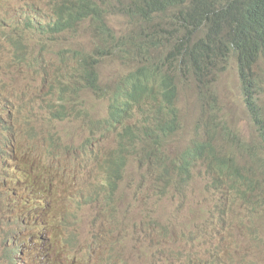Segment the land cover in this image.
Returning <instances> with one entry per match:
<instances>
[{
  "label": "rangeland",
  "instance_id": "obj_1",
  "mask_svg": "<svg viewBox=\"0 0 264 264\" xmlns=\"http://www.w3.org/2000/svg\"><path fill=\"white\" fill-rule=\"evenodd\" d=\"M50 1L0 0V117L10 125H17L16 119L22 116L29 120L32 127L28 128L32 132L36 125L34 120L40 116V125L53 131L56 145L59 140L68 148L73 143L85 147L93 144V149L99 152L97 158L101 159L81 171L77 164H57L51 191L41 192L20 176L29 171L30 160L35 161L34 155L43 151L35 150L37 140L29 146L30 141L17 127L11 136L16 138L19 135L21 139L17 150L24 166L17 165L15 161L13 166L3 163L0 158V221H6L14 211L12 206L15 203L29 201L30 210L21 216L23 220H33L37 226L34 223L20 225V233L27 237V241L28 236L37 235L47 223L65 220L71 225L69 241L76 247L89 243L96 234L98 241L105 240L111 244L114 255L124 264H264V144L238 99L234 69L223 76L218 90L229 126L236 134L233 137L220 134L214 144L218 146L220 157L231 156L238 161L242 166L240 170L251 180L250 186L228 185L225 176L207 166V161L202 159L196 160L189 173L180 177L179 164L183 154L196 144L209 141L207 133L211 129L207 126L195 90L188 87L181 90L179 101L181 129L171 137L159 161H149L143 151L144 144L131 154L113 197V216L106 219L102 214L100 197L104 179L99 178L107 173L100 169L114 168L110 163L114 156L110 150H116L118 145L116 133L108 132L103 125L108 117V101L88 83L79 81L84 76L74 75L69 62L63 58L75 49L92 52L99 60L96 62L99 84L108 88L115 87L132 70L135 62L124 61L125 54L99 57L95 51L97 41H93L95 30L91 26L88 28L89 21L74 31L57 35L46 33L39 23L52 20L53 5H49ZM94 1L104 9L106 22L115 36L123 40H133L147 30L160 31L156 27L157 22L165 28L166 24H172L169 14L151 19L132 14L128 9L132 0ZM30 8L32 11L28 10ZM37 8L38 12H35ZM31 59L37 61L29 67ZM71 59L75 60L72 53ZM64 72L68 82L59 80ZM66 94L71 96H63ZM55 95L72 102L71 108L80 110L83 117H70L73 111L69 110L70 118L58 120L48 118L53 116L49 109L40 114L41 107L55 102ZM261 99L264 105V94ZM8 110L11 113L8 114ZM133 123L134 120H129L124 124L132 126ZM137 125L141 127L140 120H137ZM197 131H200L199 138ZM39 145L46 143L40 142ZM56 148L61 149V143ZM57 149L60 161L64 154L60 155ZM47 150L52 156V166L57 159L55 148ZM76 160L77 157L71 154V161L79 162ZM38 165L29 171L32 183L50 184L52 171ZM71 175L74 176L72 180L69 179ZM14 212L17 214V210ZM141 223L143 226L132 229ZM6 252L7 249L0 244V264H14ZM106 255L102 251L97 258ZM35 258L36 255L31 253L26 261V253L19 262L39 263ZM59 260L66 264L61 257Z\"/></svg>",
  "mask_w": 264,
  "mask_h": 264
},
{
  "label": "trees",
  "instance_id": "obj_2",
  "mask_svg": "<svg viewBox=\"0 0 264 264\" xmlns=\"http://www.w3.org/2000/svg\"><path fill=\"white\" fill-rule=\"evenodd\" d=\"M49 5H53L52 20L39 23L46 33L57 35L74 31L89 21L88 28L92 25L97 33L93 35V41H97L95 51L99 57L125 54L124 61L136 62L135 68L124 75L115 87L103 89L98 86L101 81L96 72V62L99 60L92 52L85 53L75 49L63 58L65 62L75 63L71 65L74 75L80 78L84 76L79 81L92 84L109 101L108 117L103 125L108 132L116 133L118 145L116 150H110L114 155L110 161L114 168L100 169L107 173L99 178L104 179L102 214L106 219L113 216L112 202L118 182L128 157L136 152L138 142H146L145 149L149 157H155L163 154L169 138L180 129L182 119L179 99L182 86L195 89L207 126L211 127L208 131L209 141L201 143L204 145L200 147L198 146L201 144H196L183 154L180 165L183 172L186 171L190 158L193 161L188 165L195 166L196 160L205 159L203 152L207 150L218 157L217 164L222 167L221 171L228 174L229 170L238 169V161L231 156L220 157L214 144L220 134L231 137L236 134L226 119L218 91L222 77L232 69L237 77L238 99L264 143V105L261 99L264 94V0H132V6L128 7L132 14L147 19L169 14L172 23L166 24L165 28L157 22L156 27L164 28L163 31L147 30L133 40L115 36L106 22L104 9L94 0H51ZM71 53L75 60L71 59ZM73 105L64 100L65 110L59 108L56 113V108L47 104V107L40 108L39 111L42 112L39 113L44 114L49 109L53 113V116L48 117L51 120H54L53 117L55 120L65 119L62 113L68 110L73 111L70 117H83L80 110L71 108ZM7 113L11 111L8 110ZM129 120H134L133 125L125 126L124 123ZM137 120H140L141 127L137 125ZM34 123L36 125L31 132L28 127L32 126L26 118L19 119L17 125H10L0 117V158L3 163L8 162L13 166L15 161L17 165L24 166L17 150L21 139L18 138L19 135L16 138L11 136L17 127L21 134H28L29 146L37 140L35 150L43 151L38 155V161L30 160L29 171L41 164L52 171V182L32 183L30 172L26 171L20 178L33 188L50 192L57 168L63 162L77 164L81 171L88 164L101 159L97 158L99 152L93 149V144L85 147L73 143L68 148L59 140L61 149H57L59 143L55 144L53 131L40 125V116L35 118ZM40 142H45L46 145L41 146ZM48 148H55L56 166H51L52 156ZM56 149L60 155L64 154L60 161ZM5 152L9 153L8 159ZM196 153L200 154L194 155ZM71 154L79 162H72ZM117 154L120 157L117 158ZM73 178V175L69 176L70 180ZM237 185L250 186V183L246 179ZM30 208L29 201H19L12 206L17 214L13 211L6 221H0V244L7 249L6 255H9L12 263L24 264L19 262L20 259L23 260L26 253L28 259V255L33 253L36 255L35 259H39L38 264H62L59 257L66 264H124L122 259L114 255L111 244L105 240L98 241L96 234H93L89 243L76 247L69 241L71 225L65 220L47 223L37 235L28 236L27 241V237L20 233V225L34 223L33 220H23L21 216ZM51 208L49 215L52 218ZM128 225L131 227L129 223ZM34 226L37 224L34 223ZM141 226L142 223L136 224L132 229L136 230ZM102 251L107 255L98 259L97 255Z\"/></svg>",
  "mask_w": 264,
  "mask_h": 264
},
{
  "label": "bare ground",
  "instance_id": "obj_3",
  "mask_svg": "<svg viewBox=\"0 0 264 264\" xmlns=\"http://www.w3.org/2000/svg\"><path fill=\"white\" fill-rule=\"evenodd\" d=\"M25 6V5H24ZM25 8V7H24ZM39 8V7H38ZM38 8H37V11H35V12H38ZM25 9H27V7L25 8ZM28 10H31V8L30 9H28ZM27 11V10H26ZM32 11V10H31ZM30 11V12H31ZM34 11V10H33ZM26 13V12H25ZM24 13V14H25ZM38 14V13H37ZM28 15V14H27ZM31 15V14H30ZM105 15H106V13H105ZM25 16V15H24ZM23 16V18H25ZM34 16V15H33ZM36 16V15H35ZM37 16H39V15H37ZM36 16V17H37ZM28 17V16H27ZM31 17V16H30ZM42 17V16H41ZM33 19H35L34 17H32ZM40 19V18H39ZM43 19V18H42ZM27 20V19H26ZM41 20V19H40ZM24 23H25V21H23ZM35 22V21H34ZM91 27L93 28V26L91 25ZM91 27H90V29H91ZM94 29V28H93ZM164 28H160V31H162ZM95 30V29H94ZM145 31H143L142 32V34L144 33ZM95 34H97L96 33V31H95V33H94V35ZM141 34V35H142ZM33 35V34H32ZM31 35V36H32ZM33 37V36H32ZM35 38V37H34ZM34 38H32V39H34ZM31 39V41H35V40H32ZM28 42H30V41H28ZM33 43V42H32ZM31 61H32V63H30V65H29V67L30 66H32V65H35L34 63H33V61H37V59H31ZM222 62V61H221ZM229 64H231V63H229ZM228 64V65H229ZM227 65V64H226ZM232 65V64H231ZM84 70H85V68H84ZM59 80L60 81H62V82H68L69 80H68V77H67V75H65V72H64V76H62V77H60L59 78ZM264 82V81H263ZM263 82H261V83H263ZM260 83V84H261ZM89 84V83H88ZM89 86H91V87H93L92 86V84H89ZM98 86L100 87V88H103L104 89V87H102L99 83H98ZM261 86V85H260ZM95 92H97L98 94H100V92L99 91H97V90H95ZM101 95V94H100ZM63 96H71V94H66V95H63ZM63 102H64V99H63V97H60V98H58L56 95H55V102H50V103H47V104H49V105H51L52 107H54V108H56L57 109V107L55 106V105H57V106H59L60 108H62V109H64V106H63ZM65 110V109H64ZM63 115L65 116V118H70L69 116H70V113H63ZM24 117H22V116H20V117H18L17 118V120L19 121V119H23ZM85 124V123H84ZM98 125H99V123H97V129L98 130H100L99 128H98ZM198 132H200V131H197V134H198ZM202 132H204L203 130H202ZM201 132V133H202ZM200 133V134H201ZM21 135H24V134H21ZM207 135H208V133H207ZM27 139H28V141H30V138H28L27 137V134H25L24 135ZM203 136H205V134H203ZM200 137H202V135H200ZM198 138H199V134H198ZM203 146V145H202ZM218 147V146H217ZM216 147V148H217ZM214 148V147H213ZM222 149V148H221ZM227 149V148H226ZM218 150V149H217ZM233 153V152H232ZM5 154H6V158L8 159V155H9V153L8 152H5ZM51 154H53V151H51ZM197 154H200V153H196V154H194V155H197ZM193 155V156H194ZM203 156L205 157V159H202V161L204 162V161H207V166H210L212 169H214L215 171H217V172H219L220 174H222L223 176H225V178H226V183L228 184V185H231V186H233V187H236V184H238V183H242L243 182V180H249L248 178H246L245 177V175L243 174V172H242V170H240L241 169V165L239 166L238 165V169H236V170H229V173L227 174L225 171H221V168L222 167H220V166H218V164H217V161H218V157L213 153V152H210V151H204L203 152ZM210 159V160H209ZM193 160H192V158H190V160H189V162H188V164L190 163V162H192ZM187 164V169H186V171L185 172H183L182 170H180V177H182V174H184V173H189V170H191L192 169V167H193V165H188ZM85 176V175H84ZM264 176V175H263ZM83 177V176H82ZM184 179H186V178H182V180H184ZM178 178H176V180H175V182H177L178 183ZM264 181V180H263ZM262 183V182H261ZM261 185V184H260ZM262 187V186H261ZM163 189V188H162ZM101 199H102V201L104 202V197H103V194H101ZM199 258V257H198ZM207 259V258H206ZM198 260V259H197ZM264 261V260H263ZM202 263V262H201Z\"/></svg>",
  "mask_w": 264,
  "mask_h": 264
},
{
  "label": "clouds",
  "instance_id": "obj_4",
  "mask_svg": "<svg viewBox=\"0 0 264 264\" xmlns=\"http://www.w3.org/2000/svg\"><path fill=\"white\" fill-rule=\"evenodd\" d=\"M80 51H82V50H80ZM83 52H85V51H83ZM85 53H87V52H85ZM88 53H90V52H88ZM75 63L72 61V62H69V64H68V66L71 68V65H74ZM135 66H136V62H135V65L133 66V68H132V70L135 68ZM131 71V70H130ZM129 71V72H130ZM128 72V73H129ZM228 74V73H227ZM226 75V74H225ZM223 78V77H222ZM188 87H191V86H188ZM187 86L185 87V86H182V88H181V90L182 89H184V88H188ZM191 88H193V87H191ZM104 89H112V88H108V87H104ZM194 89V88H193ZM195 90V89H194ZM219 91V90H218ZM219 94H220V92H219ZM263 95V94H262ZM180 96H181V94H180ZM102 98H104V99H106L107 101H108V98L107 97H102ZM179 101H180V99H179ZM240 101V100H239ZM241 102V101H240ZM108 104H109V101H108ZM243 105V104H242ZM244 107V106H243ZM107 108H108V105H107ZM245 108V107H244ZM27 109L28 110H30V107H27ZM181 109V108H180ZM181 119H182V112H181ZM226 119H227V116H226ZM250 119V118H249ZM228 120V119H227ZM61 121H63V120H61ZM181 124H182V120H181ZM180 129H181V127H180ZM179 129V130H180ZM256 129V128H255ZM178 130V131H179ZM177 131V132H178ZM257 132V131H256ZM257 135H258V133H257ZM172 137V136H171ZM171 137L169 138V140H168V142L165 144V147H166V145L169 143V141H170V139H171ZM258 137L261 139V141H262V138L258 135ZM142 144H144L145 146H144V149H143V151H145L146 152V154H147V157L149 158V161L150 162H152V161H154V159L156 160V161H159V156L160 155H158V156H155V157H149V153H148V151L145 149L146 148V146H147V143L146 142H144V141H140V142H138V144H137V147L138 148H140L141 147V145ZM264 144V143H263ZM165 147H164V151H165ZM138 148L136 149V152H137V150H138ZM164 153V152H163ZM38 155L39 154H36V155H34V158H35V161H38ZM128 159H129V157H128ZM127 162V161H126ZM168 163V162H167ZM182 164V163H181ZM181 164H179V167H180V165ZM155 167H157V168H159V165H155ZM181 170V169H180ZM249 179V183L251 184V180H250V178H248ZM243 186V185H242ZM26 261H28V259L26 260ZM24 264H25V262H24ZM38 264V263H37Z\"/></svg>",
  "mask_w": 264,
  "mask_h": 264
}]
</instances>
